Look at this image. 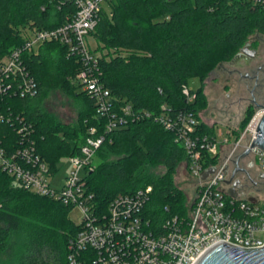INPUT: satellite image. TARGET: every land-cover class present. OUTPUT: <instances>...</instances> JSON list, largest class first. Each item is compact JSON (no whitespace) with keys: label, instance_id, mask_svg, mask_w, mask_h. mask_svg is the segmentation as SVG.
<instances>
[{"label":"trees","instance_id":"16d2710c","mask_svg":"<svg viewBox=\"0 0 264 264\" xmlns=\"http://www.w3.org/2000/svg\"><path fill=\"white\" fill-rule=\"evenodd\" d=\"M107 3L110 12L103 7L92 36L116 54L101 53L100 79L117 109L130 104L143 117L109 132L97 151L98 163L86 175L87 186L106 210L117 194L151 184L145 215L158 227L168 217L187 215L188 199L175 184L174 173L183 161L188 168L189 158L175 132L154 116L188 110L199 120L198 132L216 135L215 127L198 117L206 103L202 87L191 88L192 101L183 87L193 78L203 81L219 62L231 59L251 34H264V8L248 0ZM75 11L72 0H0V59L24 43L26 30L57 27ZM26 63L36 77L37 93L5 98L0 112L10 107L33 123L37 151L56 170L62 155L78 153L91 127L100 128L102 117L96 99L76 81L82 61L68 55L66 45L45 42ZM53 90L82 101L77 123L55 120L45 111L42 102ZM253 112L245 116L241 128H232L234 138ZM3 136L14 138L17 131L0 122ZM210 162L214 160L208 158L205 165ZM71 208L20 186L0 170V264H66L68 243L80 229L68 217ZM8 248L11 252L2 260Z\"/></svg>","mask_w":264,"mask_h":264},{"label":"built area","instance_id":"2783aa9c","mask_svg":"<svg viewBox=\"0 0 264 264\" xmlns=\"http://www.w3.org/2000/svg\"><path fill=\"white\" fill-rule=\"evenodd\" d=\"M72 1L76 11L66 15L62 24L29 30L24 43L0 59V101L3 102L7 97L37 93V80L26 60L41 44L57 41L66 45L68 55L82 61L83 68L77 72L76 81L96 99L97 113L102 117L100 128L91 127L78 153L70 155L72 169L62 187L55 189L51 187L50 177L56 170L37 151L33 123L10 107L0 112V122L17 131L14 138L0 137V170L20 186L65 205L78 206L82 211L80 229L68 243L66 264H194L220 241L246 248L264 246V192L252 195L256 201L250 200L249 195L234 197L228 193L232 182L227 183L233 171V157L241 148H249L256 136L262 109L237 138L233 137L232 127L221 140L217 135L198 132L199 120L191 111L156 114L154 120L174 131L176 140L188 154L194 196L187 204V215L168 217L160 226L153 227L145 215L153 191L151 184L117 194L103 210L87 186L86 175L95 168L97 151L109 132L140 120L143 114L130 104L121 109L115 107L110 90L100 79L101 54L86 41L98 23L103 2L109 0ZM248 1L264 8V0ZM183 93L188 101L193 100L190 86L184 85ZM250 153L264 173V152L252 147ZM208 158L214 162L206 166ZM212 167L214 171L203 178V172Z\"/></svg>","mask_w":264,"mask_h":264},{"label":"rangeland","instance_id":"374dc122","mask_svg":"<svg viewBox=\"0 0 264 264\" xmlns=\"http://www.w3.org/2000/svg\"><path fill=\"white\" fill-rule=\"evenodd\" d=\"M103 6L108 12H110V8L107 2H103ZM25 34L26 36L30 35L29 30H26ZM256 34L257 33L251 34L249 39L252 37L254 38ZM261 36L264 37V34H261ZM86 41L89 43L91 48L96 49L97 52H100V54L109 53L108 57L114 56L116 54V52H114L112 49L104 47V45H102L92 35H88L86 37ZM263 57H264V50H263ZM231 59L219 62L209 72V74L205 77L203 81H200L198 78H193L189 81V86L193 89H197L199 86L202 87L206 103L202 107V109L198 111V117L200 118V120L202 121L204 120L203 122H205L207 125L211 123L216 124L215 132L219 140H221L224 136L227 135V128L218 123H225L229 125L228 127L230 128L233 127L236 129L238 127L233 126L234 123L240 120V124H239L240 127L245 122L244 121L245 117L241 119L242 116H244L243 110L245 108V102H242L241 104H234L233 110L231 109L230 111H224L222 104L226 102L225 101L226 95L228 93L229 94L231 93V95L234 96L235 101L236 98L239 97H243L244 99L250 97L249 90L247 89L248 81L246 80V78L243 77L245 72L248 74L252 72L250 71L249 68H245L243 69L242 76H239L238 74H234V73L230 74L229 71H226L223 68V65L226 64L227 70L228 68H231L230 66H228L229 65L228 62ZM255 64L256 65L260 64V61H256ZM261 93L263 96L259 100L264 102V89L261 90ZM82 104H83L82 101L78 100L76 96L64 92L62 90L51 91L44 98L42 102L45 111L55 120H59L71 124L77 123L80 109L83 106ZM259 109L261 108L252 109L254 110V112L251 118ZM251 118L246 122L247 124L251 120ZM244 128L242 129V131L244 130ZM247 139L248 138H246V140ZM244 151L245 149L241 148L240 150H238L235 157H233L231 161V165L233 169L235 167V159ZM248 155L240 159L239 164L241 167H243V164L247 165V162L249 160ZM98 161L99 160L95 158L94 160L95 165L98 163ZM71 169H72V162L70 160V155L67 154L62 155L57 163V169L54 175L50 177L51 187L55 189H60L64 184L65 178L69 174ZM158 171L162 173L165 172V169L163 167H158ZM81 173H83V171H81ZM174 182L177 185V187H179L184 192L189 202L194 196V179L190 175L185 161H183L178 166L176 172L174 173ZM68 217L74 223H80L82 221L83 214L78 206H74L68 212ZM10 252L11 249L9 248L6 249L2 254L1 257L2 260L5 259Z\"/></svg>","mask_w":264,"mask_h":264},{"label":"flooded vegetation","instance_id":"af4514ba","mask_svg":"<svg viewBox=\"0 0 264 264\" xmlns=\"http://www.w3.org/2000/svg\"><path fill=\"white\" fill-rule=\"evenodd\" d=\"M263 46L264 37L261 36L260 33H257L254 38L252 37L248 39V41L228 62V66L231 68H228L227 70L226 64L223 65V68L226 71H229L230 74L234 73L242 76L243 69L245 68H249L252 72L250 74L245 72L243 77L248 81L247 89L249 90L250 97L245 99L243 97H239L236 98L235 101L234 96H232L231 93H228L226 95V102L222 104L224 111H230L231 109H234V104H241L242 102H245V108L243 110L244 116H242L241 119H243L252 109L259 108V106L264 105V102L259 100L263 96L261 90L264 89ZM244 48L245 51L242 50ZM237 54L239 55L238 57H236ZM256 61H260V64L256 65ZM234 124L233 126L239 127L240 120ZM248 158L249 160L247 165L243 164V168L247 170V172L237 171L232 179V183L234 181H238L236 184L238 194L249 196H252L253 194L261 195L264 192V181L258 180V176L261 174V171L259 170L255 158L251 153L248 155ZM249 178L253 179L255 183H253Z\"/></svg>","mask_w":264,"mask_h":264},{"label":"water","instance_id":"95a60500","mask_svg":"<svg viewBox=\"0 0 264 264\" xmlns=\"http://www.w3.org/2000/svg\"><path fill=\"white\" fill-rule=\"evenodd\" d=\"M245 51V48L242 49ZM239 55L237 54L236 57ZM262 109V114L257 123L256 136L253 139L251 146L240 154L235 159V167L231 173V177L227 180V183H231L234 175L237 171H246L240 166V159L247 156L251 152L252 147H258L264 152V105L259 106ZM214 171V167L205 170L202 174L203 178H206L209 173ZM253 183L255 181L249 178ZM258 180H264V173L259 174ZM238 181H234L228 188V193L231 196L237 197V184ZM249 199L256 201V198L249 196ZM194 264H264V246L255 248H246L237 245H232L226 241H220L212 245L206 250Z\"/></svg>","mask_w":264,"mask_h":264},{"label":"crops","instance_id":"0c3cea01","mask_svg":"<svg viewBox=\"0 0 264 264\" xmlns=\"http://www.w3.org/2000/svg\"><path fill=\"white\" fill-rule=\"evenodd\" d=\"M204 121V120H203ZM218 124H221V125H223L224 127H226L227 129H229L230 127H228L229 125H227V124H225V123H218ZM208 125H210V126H214L215 127V125L216 124H214V123H211V124H208Z\"/></svg>","mask_w":264,"mask_h":264},{"label":"bare ground","instance_id":"6f19581e","mask_svg":"<svg viewBox=\"0 0 264 264\" xmlns=\"http://www.w3.org/2000/svg\"><path fill=\"white\" fill-rule=\"evenodd\" d=\"M262 112V111H261ZM262 114V113H261Z\"/></svg>","mask_w":264,"mask_h":264}]
</instances>
